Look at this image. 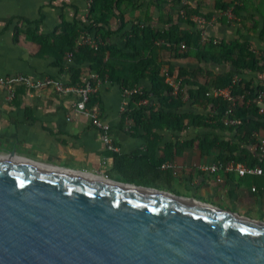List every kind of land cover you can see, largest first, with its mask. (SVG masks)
I'll use <instances>...</instances> for the list:
<instances>
[{"label": "crops", "instance_id": "crops-1", "mask_svg": "<svg viewBox=\"0 0 264 264\" xmlns=\"http://www.w3.org/2000/svg\"><path fill=\"white\" fill-rule=\"evenodd\" d=\"M167 3L170 0H165L159 8L152 5L148 7L145 1L138 10H133L129 3H122L126 29L138 22L161 29L163 19L160 17L167 13L164 11ZM86 8L84 0H0V75L23 74L32 78L48 76L67 79L69 74L55 65V58L48 53L47 47L41 48L38 40L26 31L46 36L60 24L69 28L85 20ZM173 8L177 10L179 7L173 4ZM258 17L260 27L255 40L258 48L264 50V39L259 36L262 18ZM167 18L175 23L172 15ZM109 23L117 28V17H111ZM15 27L20 30L17 42L13 41ZM179 29L188 31L183 27ZM230 37L224 40H230ZM118 41L122 42L121 39ZM113 46L128 52L126 48L124 51L117 47L116 41ZM158 53V49H155L150 57L157 61ZM179 61L184 60L164 62L161 68L167 70V76H161L165 83H173L174 92L185 79L204 84L210 79L206 73L216 76L231 70L230 65L226 64ZM169 65L172 67L169 68ZM222 66L223 72L218 69ZM77 68L79 74L76 77L70 73L72 82L82 80L89 73L87 65ZM180 68L189 73L201 72L195 73L193 78L187 75L179 78ZM243 72L241 78L254 85L264 82V70L260 73L249 70ZM140 84L146 89L150 85L148 80H142ZM95 87L93 103L98 104L101 117L110 125L115 151H107L99 132L90 126L87 118L73 110L74 96H59L51 88L28 91L17 86L11 100L6 98L5 91L0 87V156H7L12 151L15 158L52 168L102 175L117 182L194 199L223 211L264 222V155L256 150L257 142L264 140V129L253 133L254 144L239 142L233 131L209 127L146 131L135 127L132 121L130 129L125 130L123 112L130 100L123 98L120 87L110 84L107 79H98ZM186 89L183 86L184 92ZM182 102L184 106L181 112L203 115L209 112L210 107L187 102L185 96ZM205 140L225 144L226 148L223 150L206 145L202 143ZM228 160L258 165L262 174H222V180L218 181L216 175L199 170L201 165ZM163 164H169L171 168L162 169Z\"/></svg>", "mask_w": 264, "mask_h": 264}, {"label": "water", "instance_id": "water-1", "mask_svg": "<svg viewBox=\"0 0 264 264\" xmlns=\"http://www.w3.org/2000/svg\"><path fill=\"white\" fill-rule=\"evenodd\" d=\"M0 264H264V222L0 156Z\"/></svg>", "mask_w": 264, "mask_h": 264}, {"label": "trees", "instance_id": "trees-1", "mask_svg": "<svg viewBox=\"0 0 264 264\" xmlns=\"http://www.w3.org/2000/svg\"><path fill=\"white\" fill-rule=\"evenodd\" d=\"M124 2L126 1L91 0L87 12L89 30L88 27H84V29L93 33L91 31L96 26L97 37L100 42L95 49L85 44L77 45L79 35L75 25L65 28L63 24H60L46 36L37 35L34 31L30 33L28 30L26 33L35 37L41 48L47 47L48 53L55 58L56 66L61 67L65 53L72 52L74 67L71 69V73L74 77L79 74L77 67L84 64L88 66L89 73L96 74L99 79H107L110 84H116L120 88H131L142 80H148L149 88L143 87L140 94L132 96L127 112L123 113V117L129 115L135 127L143 128L146 131L149 129L182 131L190 126L227 129L235 132L239 142L254 144L253 133L260 128L264 129V113H258L257 107L252 104L241 103L235 108L232 116V118L238 119L239 123L234 126H224L220 120L227 104L220 99L207 97L206 93L210 89H221L228 86L231 78L234 75L240 76L243 71L262 72L264 70V54L257 56L249 53L244 45L235 46L224 43L206 50L194 49L191 57L195 61L215 65L226 64L230 65L231 70L216 76L206 73L210 79L208 80L209 83L205 82L204 84L185 79L178 90L174 92L172 86L165 83L160 73L164 59L166 55H169L171 60L177 61L188 58L189 55H182L184 50H181L179 46L183 44L186 49L197 45L200 34L179 29L170 18L161 20V29L140 22L133 23L131 27L126 29L127 22L124 21V14L121 10V4ZM247 4L248 1H244L240 6H235L233 14L236 16L240 10L247 9ZM214 6L220 10H226L228 7L227 4L220 1H216ZM256 12L262 18V29L259 36L264 39V0L259 1ZM111 16L117 17L118 25L114 32H123L125 48L128 52L120 51L106 41L113 33L109 29ZM186 23L190 27L194 25L192 22ZM19 35V27H15L14 42L18 41ZM157 42H160L159 59L155 61L148 56V53L152 45ZM122 60H129L130 62L125 66V70L131 74L130 82L120 69L124 64ZM197 72H201V70L189 73L186 69L180 68L178 77L187 75L193 78ZM183 86L188 88L185 92ZM258 92H264V82L254 85L251 81L242 78L232 90L233 95L247 93L245 97L249 100L254 98ZM184 96L187 102L191 101L193 104L212 108L214 115L207 117L203 114L181 112L184 106L182 102ZM142 100H147V103L140 104ZM93 102L94 97L91 96L90 103ZM202 143L223 150L226 148L225 144L214 141L205 140Z\"/></svg>", "mask_w": 264, "mask_h": 264}, {"label": "built area", "instance_id": "built-area-1", "mask_svg": "<svg viewBox=\"0 0 264 264\" xmlns=\"http://www.w3.org/2000/svg\"><path fill=\"white\" fill-rule=\"evenodd\" d=\"M91 0H86V7L89 8ZM204 41L207 39L202 38ZM99 38L95 34L85 35L77 41V45L85 44L95 49L99 43ZM180 49L184 50L183 44H180ZM61 67L69 74L67 79L61 77H38L32 78L23 74L14 75H0V87L5 91L6 98L11 100L14 95V89L17 86H21L28 91H36L43 88H51L59 96H74L75 101L73 103V110L88 119L90 126L96 129L100 134V139L107 151H115V147L111 140V128L110 125L101 117L99 107L97 103H90L92 94L96 91V81L99 79L94 73H87V75L78 82H72L70 79L71 69L74 67L72 52L65 53ZM161 75L167 76V70L161 69ZM168 78V77H167ZM241 80V76L234 75L231 78V82L228 86L221 89H210L206 96L213 99H220L224 101L227 106L225 112L220 120L224 126H234L239 123L238 119L232 118L235 108L241 104L254 105L258 109V113H264V92L256 93V96L252 99H246V94L233 95L232 90L234 85ZM170 82V81H168ZM169 84V83H168ZM173 87V83L169 84ZM143 87L136 84L131 88H120V92L123 98L130 100L132 96L140 94ZM147 103V100L140 101V104ZM127 109L123 113H126ZM214 110L209 108L207 117H212ZM132 124V119L129 115L124 117V128L129 130ZM256 150L260 155H264V140L261 139L256 144ZM171 165L163 164L162 169H169ZM199 170L214 174L218 177V181H221L222 174L234 173L238 176L244 175H261L262 170L258 165H247L234 160L219 161L211 165H201ZM254 190V189H252Z\"/></svg>", "mask_w": 264, "mask_h": 264}, {"label": "rangeland", "instance_id": "rangeland-1", "mask_svg": "<svg viewBox=\"0 0 264 264\" xmlns=\"http://www.w3.org/2000/svg\"><path fill=\"white\" fill-rule=\"evenodd\" d=\"M125 1L126 3L131 4L133 10L140 9L142 3H144L145 1L147 2L148 7H150L151 5L155 7L156 5V7L159 8L163 6L162 4H164L165 2V0ZM215 1L216 0H170V3H167L164 7V11L167 13L161 14L162 16L160 17V19H166L167 17H170V15H172L177 26H179L180 28L183 27L185 29H188V31H191L192 33L200 34L199 43L197 45L191 46L190 48L184 49V52L182 53V55H189V57L183 59L184 61L179 62L195 63V60L191 57L194 49L206 50L209 48L217 47L218 45L223 43L235 46L244 45L249 53L255 54L257 56L263 55L264 50H260V48H258V42L255 40V34L260 27V21L258 17L259 15L256 12V7L258 6L260 0H220V2L222 1L223 3L227 4L228 7L226 8V10L215 8ZM244 1H248L247 9L240 10L235 16L233 14V8L235 6H240ZM173 4H175L179 8L177 10H174ZM87 12L88 8H86V16L83 22H77L73 24L76 26V29H78L77 33L79 37L77 41L86 34H92L88 31L89 27L87 21ZM111 17L115 18V16ZM186 22H192L194 25L190 27ZM84 27H88V30L84 29ZM109 29L111 30V32L113 31V33L107 38V43L115 45L116 41L117 47L125 51V39L121 38L123 35H121V33L119 34L117 32H114L116 29L114 24L109 23ZM91 32H93V34H95L96 36L98 35L96 26L94 27V29H92ZM229 35L231 36V39L224 40ZM202 38L207 39L208 41H204L202 40ZM118 39H121L122 42H119ZM159 47L160 42L154 43L149 49L148 56L153 55V53H155V49H159ZM122 61L124 64L120 69L122 70V74L127 76L128 82H130L131 74L130 72L125 70V66L130 62L129 60ZM174 61L177 60H171V58H169V55H166L164 59L165 63H171ZM170 67L172 66L169 65V68ZM221 68L224 67H218V69ZM223 70L224 69H221L222 72Z\"/></svg>", "mask_w": 264, "mask_h": 264}]
</instances>
